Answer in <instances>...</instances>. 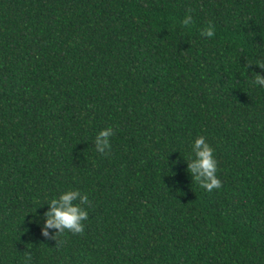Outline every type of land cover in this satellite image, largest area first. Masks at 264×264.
Wrapping results in <instances>:
<instances>
[{"label": "trees", "instance_id": "1", "mask_svg": "<svg viewBox=\"0 0 264 264\" xmlns=\"http://www.w3.org/2000/svg\"><path fill=\"white\" fill-rule=\"evenodd\" d=\"M259 60L264 0H0V264H264ZM73 187L83 233L42 236Z\"/></svg>", "mask_w": 264, "mask_h": 264}, {"label": "clouds", "instance_id": "2", "mask_svg": "<svg viewBox=\"0 0 264 264\" xmlns=\"http://www.w3.org/2000/svg\"><path fill=\"white\" fill-rule=\"evenodd\" d=\"M191 21V15L186 14L181 23L187 25ZM202 35L211 37L212 28L203 30ZM255 65L264 71V60L257 61ZM253 83L264 88V75L254 72ZM113 134L114 130L111 126L101 128L96 133L93 142L98 153L107 154L106 149L111 147L110 137ZM214 151L204 135H197L191 142V151L187 159V170L191 179L208 191L221 186V180L217 176V159ZM46 203L47 208L43 213V223L40 226L42 236L51 235L56 239L58 234L65 230L77 234L83 233L84 221L88 217L87 209L82 206L89 203V196L86 192L74 187L67 188L60 191L58 195L48 198ZM49 229H55V232L50 234Z\"/></svg>", "mask_w": 264, "mask_h": 264}]
</instances>
